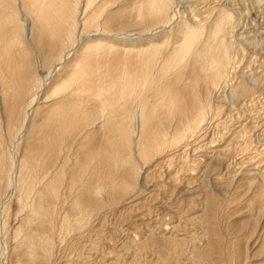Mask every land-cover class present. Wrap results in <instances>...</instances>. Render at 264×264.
Here are the masks:
<instances>
[{
  "label": "bare ground",
  "instance_id": "6f19581e",
  "mask_svg": "<svg viewBox=\"0 0 264 264\" xmlns=\"http://www.w3.org/2000/svg\"><path fill=\"white\" fill-rule=\"evenodd\" d=\"M215 1L0 0V204L11 192L26 211L14 230L15 259L42 264L54 255L57 235L45 223L53 221L51 209L65 192L75 195L79 216L94 212L104 201L134 194L142 171L148 176L149 163L159 157L174 169L169 179L183 180L202 157L231 152L237 159L250 152L243 175L264 184V113L251 110L264 94L255 93L264 74L253 76L264 37L246 35L241 11L227 5L231 0ZM40 70L48 73L41 77ZM50 100L37 145L30 137L34 143H24L23 157L13 155L7 137H24L32 115ZM94 128L103 131L104 148L92 151L98 143L91 132L80 144L90 172L65 180L72 145ZM50 157L52 167L36 173ZM141 188L156 191L152 184ZM256 192L262 196L264 189Z\"/></svg>",
  "mask_w": 264,
  "mask_h": 264
},
{
  "label": "rangeland",
  "instance_id": "374dc122",
  "mask_svg": "<svg viewBox=\"0 0 264 264\" xmlns=\"http://www.w3.org/2000/svg\"><path fill=\"white\" fill-rule=\"evenodd\" d=\"M217 1L220 4H225L229 0ZM231 1L233 5H227L232 9L235 5L238 8L234 9L237 12L241 11L239 12L242 13L240 14L242 15L241 26L246 24L244 26L248 27L244 29L245 27L242 26L246 35L263 38L264 0ZM200 4L202 3L198 5ZM252 31H257L258 34ZM261 48L262 50H259L262 56L259 55L258 64L256 65L257 70L254 71V75L252 74L255 78L258 73L264 74V44ZM39 73L41 77H44L48 71L40 70ZM261 89H264V83H259L258 87L255 88L257 90L255 93L258 92L256 95L260 94ZM223 100L227 105L230 104L229 100ZM54 101L50 100L49 105H41L42 107L38 112L32 115L33 121L29 130L24 132V137L21 134L16 138H14V135L7 137L6 140L10 141V144L6 141L7 147L10 152H15L13 155L20 154L19 157H23L25 142L27 143H25L26 148L29 145L32 146L34 141L35 146L37 145L39 141L37 140V132L41 124L44 126L46 121L49 120V110ZM252 109H258V112L264 113V94L260 95ZM237 120V116L231 119L229 121L230 123L232 121L230 127L224 129V131L226 133L232 131L234 127L232 124H236ZM255 122L257 121L255 120ZM214 131L212 130L209 133H214ZM91 132L97 134L94 143H98L97 146L95 145L97 148L95 147L92 151H99L96 154L99 155L102 147L104 148L102 143H99L103 131L98 128L90 130L88 135L81 139L82 141L75 142L67 158L65 180H68L71 175L73 176L76 171L81 172V178H85L87 173L90 172V169L88 170V168L82 166L86 165L88 167L92 164L88 163L89 159H86L83 154L85 148H81L91 135H95ZM33 138L35 140L30 142L29 139L32 141ZM80 144H83L82 147H80ZM214 144L213 147L220 145L221 142L219 140ZM254 145V147H258V142ZM11 146L12 148H10ZM16 146L20 148L18 147V149ZM17 150H21V153ZM192 153L193 151H190V157H192ZM230 153H227L229 155L214 153L211 156L202 157L198 161L199 168L196 172H190L191 176L181 174L184 177L183 180L169 179L168 175L174 169L165 162L166 158L154 159L148 165V176H145L146 174L142 171V176H139L138 181L141 178L140 183L154 185L156 191L148 192V190L141 188L143 185L141 184L134 194L130 193L131 195L128 198L122 196L117 200L104 201L103 205H99L101 207H96L94 212L89 209L87 211L89 214L86 212L83 216H79L78 210L74 207L75 195L65 192L63 197L65 200L60 199L59 204L54 207L56 209L53 207L51 209L52 212L54 211L53 213L50 212V215H53V221H46L48 224L45 223V228L51 226L50 229L47 228L48 230H46L49 232L52 230L51 233L57 235L53 237L56 240L54 257H51V261H40L42 264H46V262L47 264L49 262L50 264H167L169 263L167 259L171 251L174 259L171 256L169 260L173 261L169 264H264V194L261 196L262 191L257 193L259 189H264H261L264 184L261 183L262 180L259 177L254 178L253 176L243 175L246 172L245 164L250 161V152L242 156L243 158L237 159V155ZM51 158L46 159V162L44 161L45 165L48 164V166H44L45 168L35 172L42 175L52 167L53 159ZM47 161H52L50 166ZM176 163L181 165L180 162ZM67 175L69 178H67ZM165 184L167 185L164 186ZM3 187L2 192L6 186ZM255 192L261 198L256 197ZM10 193L8 192L4 198L5 206L0 204V264H22L23 260L21 263L19 259H15L19 258V255H17V251L12 249V246L16 243L14 239L15 227L19 225V219L26 214V211L18 208L15 201L16 195ZM100 198L104 199L105 197L101 195ZM256 198L257 200H255ZM16 213H18V217H16ZM84 216L87 219L82 218ZM4 223H6V226ZM55 226L56 228H54ZM57 238H61V240ZM162 247L166 249V255H164V251L159 252Z\"/></svg>",
  "mask_w": 264,
  "mask_h": 264
}]
</instances>
